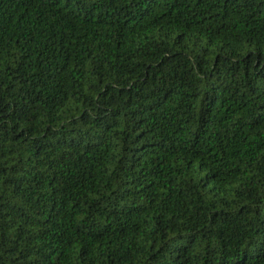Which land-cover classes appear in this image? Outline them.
<instances>
[{
	"label": "trees",
	"instance_id": "obj_1",
	"mask_svg": "<svg viewBox=\"0 0 264 264\" xmlns=\"http://www.w3.org/2000/svg\"><path fill=\"white\" fill-rule=\"evenodd\" d=\"M0 264H264V0H0Z\"/></svg>",
	"mask_w": 264,
	"mask_h": 264
}]
</instances>
